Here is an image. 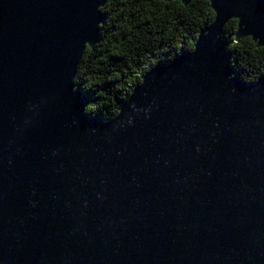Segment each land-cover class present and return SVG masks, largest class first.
<instances>
[{
	"label": "water",
	"instance_id": "obj_1",
	"mask_svg": "<svg viewBox=\"0 0 264 264\" xmlns=\"http://www.w3.org/2000/svg\"><path fill=\"white\" fill-rule=\"evenodd\" d=\"M109 1L0 0V264H264V76L222 37L264 47V0H207L105 121L74 80Z\"/></svg>",
	"mask_w": 264,
	"mask_h": 264
},
{
	"label": "trees",
	"instance_id": "obj_2",
	"mask_svg": "<svg viewBox=\"0 0 264 264\" xmlns=\"http://www.w3.org/2000/svg\"><path fill=\"white\" fill-rule=\"evenodd\" d=\"M106 16L99 43L87 48L75 77L84 97L89 98L86 115L113 119L144 75L156 64H169L193 51L199 35L215 19L207 0H110L101 9ZM238 21L223 31L229 43L231 66L245 84L264 76V47L252 38L235 41Z\"/></svg>",
	"mask_w": 264,
	"mask_h": 264
}]
</instances>
